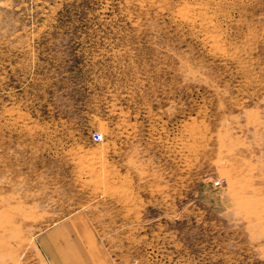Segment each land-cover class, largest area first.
Listing matches in <instances>:
<instances>
[{
    "label": "rangeland",
    "instance_id": "1",
    "mask_svg": "<svg viewBox=\"0 0 264 264\" xmlns=\"http://www.w3.org/2000/svg\"><path fill=\"white\" fill-rule=\"evenodd\" d=\"M0 264H264V0H0Z\"/></svg>",
    "mask_w": 264,
    "mask_h": 264
}]
</instances>
